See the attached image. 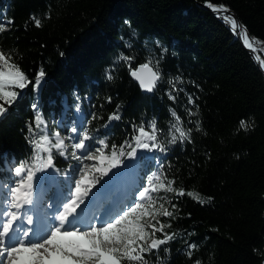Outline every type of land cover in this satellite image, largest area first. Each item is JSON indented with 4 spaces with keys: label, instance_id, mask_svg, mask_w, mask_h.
Wrapping results in <instances>:
<instances>
[{
    "label": "trees",
    "instance_id": "1",
    "mask_svg": "<svg viewBox=\"0 0 264 264\" xmlns=\"http://www.w3.org/2000/svg\"><path fill=\"white\" fill-rule=\"evenodd\" d=\"M205 3L233 10L257 38L254 50L264 60V0H0V49L33 82L16 89V101L0 116V179L20 162L32 163L31 141L43 134L29 131L37 110L49 134H67L68 121L80 110L82 121L74 125L88 132L90 145L105 139L119 146L141 121L155 119L166 138L175 109L193 128L191 141L169 145L157 165H165L174 187L197 192L205 202L162 193L178 211L175 219H160L177 236L165 246L169 252L149 255V264H264V75ZM122 55L133 57L131 66ZM149 61L153 67L159 61L162 74L153 95L143 94L130 74ZM41 69L46 75L35 88ZM177 76L182 91L173 102L169 81ZM189 95L198 109L188 104ZM117 105L120 119L108 122ZM189 107L196 116H188ZM189 120H198L200 131ZM53 163L58 170L68 167L55 149ZM185 241L198 245L191 259Z\"/></svg>",
    "mask_w": 264,
    "mask_h": 264
},
{
    "label": "snow or ice",
    "instance_id": "2",
    "mask_svg": "<svg viewBox=\"0 0 264 264\" xmlns=\"http://www.w3.org/2000/svg\"><path fill=\"white\" fill-rule=\"evenodd\" d=\"M214 11L221 15L234 33H238V30L243 32L245 45L250 49L253 47L247 29L231 15L226 6H216ZM32 19L37 27L41 26L40 19ZM6 23L10 24L12 21ZM4 30V22H0V31ZM256 39L252 37L251 41ZM119 59L131 66L133 57L122 55ZM11 61V54L6 55L4 50L0 49V116L6 113V105L11 106L16 101L19 95L16 89L22 90L29 83H33L25 71ZM151 63L149 61L140 64L130 72L140 87L149 92L153 91L162 79L159 61L155 62V70L150 67ZM260 67L264 70V61L260 63ZM45 75L43 69L36 74L33 85L35 88H39ZM107 78L112 79L111 72L107 74ZM178 82H181L179 76L169 81L171 87L168 98L173 102L177 100L179 91H182L177 87ZM187 102L198 109L196 98L193 96L189 95ZM119 107L117 105V111L109 115L108 122L120 119ZM33 108L36 109V105H33ZM186 111L189 117L197 115L191 107ZM170 114L173 122L170 123L166 138H161L164 130L158 127L155 119L149 122L141 121L138 125H132L131 138L124 140L119 146H110L105 139H100L99 147L90 151V144L86 142L91 141L92 137L87 131L80 133L77 127L73 126L67 137H61L58 131L49 134L43 131L42 126L46 128L47 122L37 110L32 124L29 125V131L41 129L43 134L31 141L34 146L32 163L22 161L15 166L17 179L6 189L3 199L0 200V264H149V255L159 253L162 248L165 253L169 252L170 249L165 246L175 240L177 234L166 231L171 228V223H164L160 218L175 219L178 209L177 205L162 193H173L176 197L187 195L200 203L205 200L197 192H186L183 187H174L176 181L174 178H168L164 164L157 165V170L146 177V184L135 191L127 203H109L99 215L92 209L98 208L96 198L109 181H104L100 189H96V185L100 184L104 177L111 180L118 174L119 166L124 164L121 157H137L138 149L166 154L169 145L191 141L193 128L186 127L175 109H170ZM188 123H194L195 130L200 131L198 120H189ZM239 123L241 129L247 130V121L241 119ZM107 126L106 123L105 127ZM66 139L75 141L70 146V152L69 145L65 143ZM53 149L60 156L70 154L73 159L81 162L73 169L79 179L73 177V186L63 196L64 202L50 220L45 218L38 227H25V216L27 224L34 225L32 216L27 215L24 206L34 202L33 187L38 179L35 173L37 170L54 168ZM105 150H110V155H106ZM39 161L45 162L41 168L36 169L35 164ZM84 161H99V164H88ZM113 169H117V172H113ZM109 173H112V176H109ZM125 197H128L127 193ZM211 199L207 198L208 201ZM185 245L186 255L191 259L198 245L188 241H185ZM156 258L162 259L158 255ZM193 264L202 262L196 259Z\"/></svg>",
    "mask_w": 264,
    "mask_h": 264
},
{
    "label": "rangeland",
    "instance_id": "3",
    "mask_svg": "<svg viewBox=\"0 0 264 264\" xmlns=\"http://www.w3.org/2000/svg\"><path fill=\"white\" fill-rule=\"evenodd\" d=\"M0 21H4L2 14H0ZM11 62L17 64V60L13 56H12ZM74 117L75 118H73V119L71 118L68 121L67 128L69 129V131L66 132L67 134H64L60 130H55V132H57V131L60 132L61 137H67L70 134L71 128L73 126H75L74 121L76 119L79 121H82V118H83L82 112L80 110H76ZM63 123L64 122L62 120L57 121V125H59V126H63ZM74 142L75 141H69L67 139L65 140V143L69 145V152L71 151L70 146ZM86 143H89V142L87 141ZM97 147H99V146L93 145V144L90 145V151H94L95 148H97ZM77 154L79 155V153H77ZM159 154H160L159 152H155V151L138 149V156L137 157H133V158L127 157L124 159H123V157H121V159L124 160V164H121L119 166V169L120 170H122L123 168L131 169V170H133L132 173L135 172V174L133 176L130 174H129L130 176L128 174L125 176V179H126V180L124 179V181H126L125 186L127 188H130L131 186H134L133 184H135L136 187L133 190L135 192L142 185H145L146 184V177L152 173L151 172L152 169L157 168L156 165H157V160H158ZM63 157H65V161L68 163V167L65 171L58 170L54 165V168H45L43 171L37 170L35 173L36 177L39 178V180L42 182L41 185L43 186V184H45L44 185L45 187H49L48 197L43 202L44 207H37V209L39 210V212L41 214L45 215L46 217L50 216V218L58 210V207L64 202L62 196L66 195L69 188L73 186L71 183L73 177L75 179H79V175L75 174L73 172V169L75 168V166L77 164H79L81 162L77 161L76 159H73L70 154H67ZM44 162L39 161L38 165L36 166V169L41 168ZM84 162L88 163V164H92V163L99 164V161H84ZM125 165H128V166L125 167ZM138 165H139V167H138ZM146 165L150 166V168L147 169ZM137 167H138V169H137ZM116 170L117 169H113V172H115ZM7 176H8V178L6 180L0 179V200L3 199L6 189L11 187L14 184V181L17 179V176L14 172V168L9 169ZM109 176H112V173H109ZM52 177H53V179H52ZM113 179H114V177H112L111 180H109V177H104L103 180L100 182V184L96 185V189H100L101 184H103L104 181L111 182ZM127 181L131 182L132 185L130 187L127 184ZM96 189H93V191H95ZM129 198H131V197H129ZM127 202H128V200H127ZM127 202H124V203H127ZM109 203L110 202L104 203L103 210H104V207ZM52 205H56V208L51 210ZM165 206L169 207V205H167V204ZM98 210H99L98 208L94 209V212L97 215H99L100 213L103 212L102 210H101L102 212H99ZM25 211L27 212V215H28L31 210L26 209ZM25 219H26V216H25ZM26 221H27V219H26ZM28 226L29 225L27 224V227Z\"/></svg>",
    "mask_w": 264,
    "mask_h": 264
},
{
    "label": "bare ground",
    "instance_id": "4",
    "mask_svg": "<svg viewBox=\"0 0 264 264\" xmlns=\"http://www.w3.org/2000/svg\"><path fill=\"white\" fill-rule=\"evenodd\" d=\"M227 25H229V24L227 23ZM239 36L244 41L243 32H240ZM138 167H139V165H138ZM138 167H137V169H138ZM115 172H117V170ZM132 172H133V170L125 169V168H123L122 170H119L118 174L122 176V180L113 188V184H116L114 181L115 179H113L106 186H104L103 189H101V191L99 192V194L96 198V201H95L96 205H98V209H99L98 211L99 212L103 211V205L105 202L113 203L115 201H119L120 204H123L124 202H127L129 197L132 196V194L134 192L133 190L136 187V185L133 184L134 186H131L132 185L131 182L127 181V184L129 185V187L131 186L130 188H127L125 186L126 181H124L125 176L127 174L128 175L130 174L132 176L135 174V172L134 173H132ZM114 178H115V176H114ZM52 179H53V177H52ZM41 184H42V182L38 178L37 181L34 183L33 189L37 190L38 202L40 204H43L44 200L47 199V197H48L49 187H45L44 186L45 184H43V186H42ZM126 193L128 194V197H125ZM62 198H63V196H62ZM26 209H29V207L27 205L24 206V210H26ZM94 209H96V208L94 207L92 209V211H94ZM45 218H47L48 220L51 219L50 216L46 217L45 215H42L40 223L43 222L45 220ZM23 224L25 227H27V221L25 218L23 220ZM28 227H30V226H28Z\"/></svg>",
    "mask_w": 264,
    "mask_h": 264
},
{
    "label": "water",
    "instance_id": "5",
    "mask_svg": "<svg viewBox=\"0 0 264 264\" xmlns=\"http://www.w3.org/2000/svg\"><path fill=\"white\" fill-rule=\"evenodd\" d=\"M204 8H206V9H208V10H210L213 14H214V16H216V18H218L222 23H224L229 29H230V26L229 25H227V23L221 18V15H219L216 11H214V7H216V6H219L218 4H208V3H205V4H203L202 5ZM227 9L229 10V12L231 13V15H233L237 20H238V22L242 25V23H241V21H240V19H239V17H238V15L233 11V10H231L230 8H228L227 7ZM231 30V29H230ZM232 31V30H231ZM233 32V31H232ZM234 33V32H233ZM239 30H238V33H234V35H235V37L237 38V39H239L240 41H241V43H242V45L249 51V53H250V55L252 56V58L254 59V61H255V63L258 65V67L260 68V70L262 71V73H263V75H264V70H262L261 69V67H260V63L262 62V61H264L262 58H260L257 54H256V52H255V50H254V41H251V37H250V35H249V33H248V37H249V39H250V42H252V44H253V47L250 49V48H248L246 45H245V43H244V41L240 38V36H239ZM141 64H143V63H141ZM140 64H137L136 65V68H138V66H139ZM150 67H153L151 64H150ZM136 68H133V69H136ZM154 68V67H153ZM155 70V69H154ZM145 72H146V70H145ZM131 77H132V79L138 84V86H139V88L141 89V91H142V93L143 94H146V95H153L154 94V92H155V89L153 90V91H151V92H149V91H147V90H144V89H142L141 87H140V85H139V82L131 75Z\"/></svg>",
    "mask_w": 264,
    "mask_h": 264
}]
</instances>
